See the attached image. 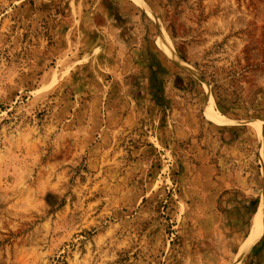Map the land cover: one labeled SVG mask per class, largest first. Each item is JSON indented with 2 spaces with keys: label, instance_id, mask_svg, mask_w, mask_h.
Here are the masks:
<instances>
[{
  "label": "rangeland",
  "instance_id": "1",
  "mask_svg": "<svg viewBox=\"0 0 264 264\" xmlns=\"http://www.w3.org/2000/svg\"><path fill=\"white\" fill-rule=\"evenodd\" d=\"M132 1L0 0V264H264V0Z\"/></svg>",
  "mask_w": 264,
  "mask_h": 264
},
{
  "label": "crops",
  "instance_id": "2",
  "mask_svg": "<svg viewBox=\"0 0 264 264\" xmlns=\"http://www.w3.org/2000/svg\"><path fill=\"white\" fill-rule=\"evenodd\" d=\"M133 3L135 2H133L132 0H94L93 11L95 14L94 16L95 29H96V24H98L99 22L104 23L103 26H105L106 28L110 27L112 24H114L111 22H116L115 18L117 19V16L115 14L119 13L120 11L121 12L126 11V14H129V16L130 14L131 15L133 14L135 15L136 18V13L138 12V10ZM99 26L100 28L103 27L101 25ZM141 29L142 28H140V31L138 30L140 36L139 39L135 38V42H133L130 39L132 42L127 40L124 41V43L128 46L129 45L142 46L143 45L142 41H145V39H144V33L142 32L143 29L142 30ZM160 64L164 65L163 62L159 60V63L157 65L159 66Z\"/></svg>",
  "mask_w": 264,
  "mask_h": 264
},
{
  "label": "bare ground",
  "instance_id": "3",
  "mask_svg": "<svg viewBox=\"0 0 264 264\" xmlns=\"http://www.w3.org/2000/svg\"><path fill=\"white\" fill-rule=\"evenodd\" d=\"M135 1H139V0H135ZM163 36V35H162ZM163 38V37H162ZM165 39V38H164ZM164 43V42H163ZM163 45V49L165 50V52L174 57L173 54V50L172 47L167 45V44H162ZM210 109L208 111H206V115L215 123L220 124V123H224L225 119L222 116H219L215 110H213L212 104L210 103ZM261 220H260V211H258L253 219L252 222V228H251V232H250V236L247 239V243L244 244V250H248L249 247L251 246V244L257 240L259 238V236L261 235Z\"/></svg>",
  "mask_w": 264,
  "mask_h": 264
}]
</instances>
